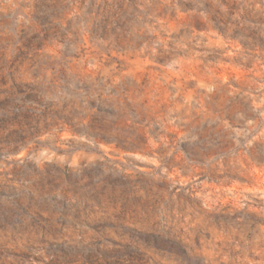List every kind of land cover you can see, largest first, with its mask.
<instances>
[{
    "label": "rangeland",
    "instance_id": "rangeland-1",
    "mask_svg": "<svg viewBox=\"0 0 264 264\" xmlns=\"http://www.w3.org/2000/svg\"><path fill=\"white\" fill-rule=\"evenodd\" d=\"M0 264H264V0H0Z\"/></svg>",
    "mask_w": 264,
    "mask_h": 264
}]
</instances>
